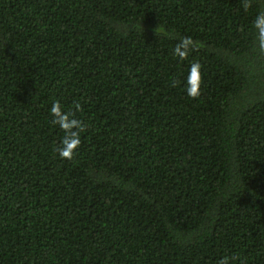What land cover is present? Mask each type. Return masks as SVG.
<instances>
[{"label":"trees","instance_id":"16d2710c","mask_svg":"<svg viewBox=\"0 0 264 264\" xmlns=\"http://www.w3.org/2000/svg\"><path fill=\"white\" fill-rule=\"evenodd\" d=\"M225 262L264 264V0H0V264Z\"/></svg>","mask_w":264,"mask_h":264},{"label":"clouds","instance_id":"9594fccd","mask_svg":"<svg viewBox=\"0 0 264 264\" xmlns=\"http://www.w3.org/2000/svg\"><path fill=\"white\" fill-rule=\"evenodd\" d=\"M189 42H190V41H188V40L186 39V40L183 42V46H186ZM59 111H60V109H59V105H58V104H54V105H53V108H52V112H53V114H55V115H59ZM64 119L66 120L67 117L65 116ZM75 143L78 144V140L75 141ZM61 155L64 156V157H67V158H71V153H70V152H67V151H62V152H61ZM225 264H226V262H225Z\"/></svg>","mask_w":264,"mask_h":264}]
</instances>
